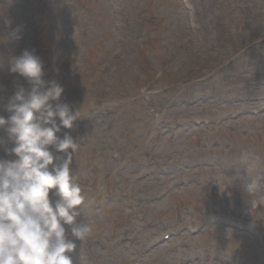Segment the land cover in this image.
Returning <instances> with one entry per match:
<instances>
[{"label": "rangeland", "instance_id": "374dc122", "mask_svg": "<svg viewBox=\"0 0 264 264\" xmlns=\"http://www.w3.org/2000/svg\"><path fill=\"white\" fill-rule=\"evenodd\" d=\"M36 32L81 111L58 134L93 225L77 264H264L246 172L264 187V0H0V115L30 87L7 61Z\"/></svg>", "mask_w": 264, "mask_h": 264}, {"label": "clouds", "instance_id": "9594fccd", "mask_svg": "<svg viewBox=\"0 0 264 264\" xmlns=\"http://www.w3.org/2000/svg\"><path fill=\"white\" fill-rule=\"evenodd\" d=\"M7 65L30 87L18 86L6 105L9 115H0V129L13 144L5 151L14 157L0 158V264H77V241L93 225L79 219L89 201L72 168L78 143L70 133L58 134L73 129L81 111L61 102L63 85L45 78L33 51L11 56ZM53 148L62 155L54 156ZM246 172L253 177L247 185L252 211L264 207V193L257 194L262 177Z\"/></svg>", "mask_w": 264, "mask_h": 264}]
</instances>
